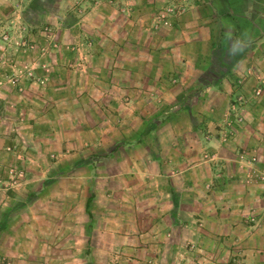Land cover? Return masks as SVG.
<instances>
[{"label":"crops","instance_id":"1","mask_svg":"<svg viewBox=\"0 0 264 264\" xmlns=\"http://www.w3.org/2000/svg\"><path fill=\"white\" fill-rule=\"evenodd\" d=\"M162 1L132 0L130 16L104 6L89 12L81 23H55L65 42L91 40L83 70L56 66L57 86L31 85L22 95L6 90L0 99L3 105L13 102L9 111L0 106V169L22 162L5 150L7 145L21 148L18 139L24 136L6 129L22 113L27 128L21 134L33 142L23 153L37 157L35 169L39 165L40 171L48 172L32 195L49 185L62 194L58 197L66 206L78 201L83 206L81 227L76 228L70 221L73 209L68 219L67 207L65 213L46 212L39 220L30 215L34 225L27 229L25 241L20 240L19 224L29 216L25 219L28 211L19 210L0 233V255L10 256L14 264H28L30 253L34 263L43 264L41 251L46 248L54 253L46 264H74L75 259L80 264H264V181L248 183L245 177L252 165L264 169V93L259 100L247 101L242 122L229 113L232 99L251 87L247 72L264 77V0H188L171 26L145 29L149 21L138 17L147 20ZM40 5L41 0L37 10ZM229 34L248 40L244 52L231 59L226 55ZM72 58L74 52L67 51L57 55V62ZM221 59L226 64L219 66ZM225 119L232 130L222 142L215 128ZM42 139L54 143L41 146ZM96 139L109 143H92ZM132 145L136 153L145 150L146 167L137 156L133 161L138 171H150L151 188L145 196H125L136 202L131 214L116 207L109 210L111 201L120 204L122 194L107 190L104 207L94 213L99 225L91 227L88 204L94 190L89 178L74 179L73 169L93 170L97 161L121 157ZM44 146L56 154L69 146L76 150L45 162L38 150ZM243 148L257 149V163L239 162ZM102 183L114 191L128 185L115 178ZM62 186L69 189L65 195ZM75 186L83 191L77 201ZM14 193L6 203L13 201ZM47 214L57 222L65 218L60 223L65 227L38 225ZM45 236L48 241L43 243ZM84 249L109 252L111 260L75 257L76 250Z\"/></svg>","mask_w":264,"mask_h":264},{"label":"rangeland","instance_id":"2","mask_svg":"<svg viewBox=\"0 0 264 264\" xmlns=\"http://www.w3.org/2000/svg\"><path fill=\"white\" fill-rule=\"evenodd\" d=\"M39 1L40 0H0V99L5 95L6 90L7 92L12 90L17 94L22 95L24 92H27L29 89L28 86L31 85L35 86V88L42 89L48 86L49 83L54 82L52 85L57 86V80H55L56 66L66 67V70L67 68H78L79 72L80 70H83L88 57L86 49L91 45V40L87 38L85 41H80L78 39L65 42V39L61 36V33L63 32L62 29L60 27L56 28L57 24L55 23H61L62 25L71 22L81 23L84 20L83 18L89 12L98 11L104 6H109L111 9L115 8L117 13L130 16L132 14L131 8L133 5L132 0H60L58 2L56 0H41V5L37 10ZM187 2L188 0H163L162 4L155 6L147 20L144 19V17L139 16L138 21L143 23L149 21L145 26V29L149 31L158 30L162 26H171L174 19L184 13ZM55 10L59 11V17H57L56 14H58V12ZM67 51L74 52V58H72L74 60L68 61L67 63L57 62V55L65 56ZM223 64H226L225 59L218 60L219 66ZM247 70L248 67L246 68V72ZM61 72H63L62 74L65 77L66 71H63L62 69ZM79 72L75 73L78 74ZM76 76L78 79L81 78L80 74ZM245 76L252 78L251 87L248 89L247 93L235 96L231 101L232 107L229 109V113L236 116L237 122H242V120L245 119V110L243 107L246 105L247 101L259 100L258 98L264 93V77L262 75L251 70L248 71ZM207 80H209V76L207 77ZM236 83H241V80H236ZM12 103L13 102L11 101H6L4 105L1 103L0 106L12 109ZM122 108L124 109L123 106ZM123 109H120L119 111L121 112ZM20 114L21 116L16 120H11V122H9V126L6 129L7 132L20 134L24 137H19L18 139V143L20 142L19 144L21 146L20 149L11 145L5 147L6 151L15 153L16 160L22 162L19 164L16 162L15 165L11 164L5 169H0V233L6 231L10 226L11 221H13L19 215L18 212L22 210V212L28 211V213L24 215L25 219H27L28 216L30 218V215L35 216L37 219L40 215L46 212L52 211L55 213H65L67 207L69 213L68 219L72 214L74 218L70 221L74 222L75 228L81 227L83 218L80 214L83 210V206L79 204V201L74 202V206H71L70 204L66 206L65 203L63 204V201L60 200L61 198L58 197L62 194L55 191L53 187L50 188L49 185L41 194L32 195L36 193L34 186L39 184L41 180H44L47 177L48 172L46 173L43 169L40 171L39 165H36L39 169H35L33 161L34 159H37V157L33 158V154L32 156L23 153V147L25 145H33V142L30 140L28 141V138H26L24 134H21V131H26L25 129L27 127L24 125L26 120L24 115L22 113ZM228 122L229 121L225 119L221 126H217L219 128H215L220 130L219 138L222 142H227L226 139L228 138L229 132L232 130L231 124ZM105 126L109 128L111 127V124H105ZM205 139L208 140V136H206ZM20 140H22V142ZM54 140H56V137H54ZM98 142L109 143L106 139H96L92 143L98 144ZM43 143L54 142H51L48 139H42L41 146ZM78 144L80 143L75 144L74 147L78 148ZM50 148L51 146L47 151H45V146L38 149L44 154L43 159L45 162L55 160L56 156L58 159L71 156L69 154L76 150L71 149L69 146L68 148H63L59 154H56L54 153L56 150ZM132 148L133 145L132 147H126V152L125 154H122L121 157L109 156L106 160L102 159L97 161L93 170L73 169V171H75L72 172L73 178L79 180V182L82 180L85 181L89 178L91 181V189L94 190V194L92 193L93 197L88 204L89 211L92 212L93 215V217L91 215L89 220L91 227H97L99 225V223H97L98 220L94 219V213L99 212V210L104 207L102 196L105 193L107 194L108 191L112 194L117 192L122 194V198L119 202L120 204H113L111 201L109 210L116 207L123 214L135 213V210L137 209L135 201L133 203L129 199H124L126 198V195L131 194L132 198H135L137 195L145 196L149 192L151 188L152 174L148 169L138 171L134 164V161H136L135 156H137L141 165L143 164V166L146 167V164L142 160L145 150L143 148L136 153ZM59 149L60 147L57 151H59ZM205 157L209 156L205 155ZM210 157L212 156L210 155ZM239 157V162L245 159L246 162L257 163L259 153L256 148H243ZM246 172H248L247 175H245V177L249 179L248 183L255 179L264 181V169L258 170L255 165H252L251 170ZM33 178L36 179L32 181V183H28ZM110 178H115L122 182L127 181L128 185L126 183H123V185H127L132 190L131 193L130 189L126 188L127 186L123 188V190H121V188H116L118 191H114L111 188L108 189L106 186L107 184L102 183V181ZM99 180L101 182H99ZM130 180H132L133 183H131ZM62 189L63 194L65 195L68 188L62 186ZM120 190L124 191V193L119 192ZM73 191L75 200L81 192L83 193L80 186H75ZM12 192H15V196H13V201L8 204L6 203V197L11 195ZM56 196L58 199H55ZM53 199L56 202H53ZM72 209L73 213H71ZM29 218L24 220L22 224H19L21 229L20 240L22 241L28 239L29 236H27V229L32 228L34 225V220L31 222V218L30 220ZM40 219L41 221L38 225L43 227L51 225H57L60 227L62 226L60 223L67 221L64 218L59 219V222H57L50 214L42 216ZM6 237H8V235H5L4 238ZM92 238L96 239V234ZM47 241L48 236H45L43 243H46ZM31 254L33 255V253H30V255ZM79 254H84L86 259L89 257L95 262L98 259L102 261L104 259L105 262L111 260V254L109 252L102 253L97 250L89 249H84L83 251L76 250L75 257ZM30 255L27 257L28 264H39L41 262V260H37L34 263V258L30 257ZM41 255L42 263L46 264L45 259H49V257L51 259L54 253L46 248L41 251ZM78 262L79 260L75 259L74 264H80ZM110 263L114 264L112 261H110ZM0 264H14V262L10 256L3 253V255H0ZM23 264H25V262ZM48 264L50 263L48 262Z\"/></svg>","mask_w":264,"mask_h":264},{"label":"clouds","instance_id":"3","mask_svg":"<svg viewBox=\"0 0 264 264\" xmlns=\"http://www.w3.org/2000/svg\"><path fill=\"white\" fill-rule=\"evenodd\" d=\"M248 40L246 37H233L231 34L228 35V46L226 55L229 59L236 57L240 53H243L247 47Z\"/></svg>","mask_w":264,"mask_h":264},{"label":"built area","instance_id":"4","mask_svg":"<svg viewBox=\"0 0 264 264\" xmlns=\"http://www.w3.org/2000/svg\"><path fill=\"white\" fill-rule=\"evenodd\" d=\"M5 38H6V36H5Z\"/></svg>","mask_w":264,"mask_h":264}]
</instances>
